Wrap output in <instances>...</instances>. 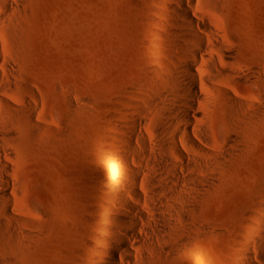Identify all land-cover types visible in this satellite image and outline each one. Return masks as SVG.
Masks as SVG:
<instances>
[{"label": "rangeland", "instance_id": "obj_1", "mask_svg": "<svg viewBox=\"0 0 264 264\" xmlns=\"http://www.w3.org/2000/svg\"><path fill=\"white\" fill-rule=\"evenodd\" d=\"M0 3L7 5L0 8L2 56L13 65L0 99L29 105L35 117L31 125L17 112L6 114L5 177L14 202L12 220L0 215L21 234L0 243V259L92 264L110 199L124 191L117 185L122 158L143 171L142 194L148 195L146 186L159 187L153 179L164 173L154 144L165 141L166 127L158 104L137 95L166 103L169 68L177 69L189 45L165 10L167 0ZM208 9L203 15L235 49L223 73L209 80L215 91L205 108L208 143L202 146L217 162L195 171L176 164L179 172L211 181L200 190L191 183L175 189L196 206L187 208L188 219L170 238L181 241L177 249L149 254L154 264H247V250L252 258L264 250V0H222L219 9ZM244 71L252 74L242 78ZM236 93L245 101L231 110L226 98L239 99ZM134 119L143 124V142L129 131Z\"/></svg>", "mask_w": 264, "mask_h": 264}, {"label": "bare ground", "instance_id": "obj_2", "mask_svg": "<svg viewBox=\"0 0 264 264\" xmlns=\"http://www.w3.org/2000/svg\"><path fill=\"white\" fill-rule=\"evenodd\" d=\"M221 1L167 0L165 10L170 15L173 26L177 28L178 36L189 46L185 47L177 69L174 68L172 72L169 68L167 81L170 88H165L163 93L167 98L166 103L158 101V97L147 99L137 95L140 101L156 102L159 106L160 116L166 127L165 141L156 142L154 146L160 155L157 166L164 174L153 179L159 187L148 189L146 186L149 192L144 195L139 190L144 181L143 171L132 165L126 157L122 158V173L117 179V185L124 191H116L110 199L108 214L103 216L99 226L101 233L96 236L100 246L96 248L92 264H154L150 261L149 254L175 251L181 241L171 242L170 238L180 231V224L188 219L187 208L193 209L196 206L192 196L176 190L182 183H191L200 190L199 184L207 185L211 181L196 172L188 175L179 172L176 164L187 171H195L217 162V155L206 151L202 146L208 143L202 127L205 108L212 102L211 91H215L209 80H213L218 72L223 73L222 64L235 49L224 40L213 20H207L203 13L208 8L219 9ZM6 7V4L0 3V8ZM8 7L12 5L9 4ZM196 27L204 34L195 30ZM1 48L0 42V91H5L13 65L3 58ZM249 74L252 73L244 71L241 77L246 78ZM251 81L255 88H261L257 78L253 77ZM236 96L240 100L232 96L226 98L231 110L238 106V102L245 101L239 93ZM9 110L17 112L24 123L31 125L35 124V117L34 110L29 105L20 107L15 102L9 104L0 99V213L12 220L10 212L14 202L11 192L13 183L5 177V159L9 155L5 145L10 136L6 132V114ZM178 124L180 129L177 128ZM129 131L141 142L145 141L146 135L140 119L130 122ZM126 133L127 131L123 132V137ZM170 145H181L186 152L176 151ZM126 147L133 151V141L127 140ZM130 200L137 204H132ZM141 205L147 208V212L141 209ZM262 210L264 214V205ZM20 234V231L7 225L0 215L1 244L5 243L6 237L18 240ZM262 244L264 245V234ZM13 245L9 243L10 247ZM246 252L247 264H263L264 250L256 258H252L255 253L251 254L249 250ZM10 255L0 259V262L12 264Z\"/></svg>", "mask_w": 264, "mask_h": 264}]
</instances>
